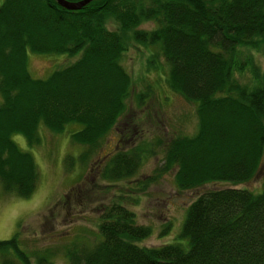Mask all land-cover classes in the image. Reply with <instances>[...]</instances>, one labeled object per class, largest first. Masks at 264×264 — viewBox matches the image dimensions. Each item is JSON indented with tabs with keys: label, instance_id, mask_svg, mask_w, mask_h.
I'll list each match as a JSON object with an SVG mask.
<instances>
[{
	"label": "trees",
	"instance_id": "obj_1",
	"mask_svg": "<svg viewBox=\"0 0 264 264\" xmlns=\"http://www.w3.org/2000/svg\"><path fill=\"white\" fill-rule=\"evenodd\" d=\"M0 3L1 195L29 197L38 179L33 157L17 148L12 135L29 147L38 144L41 126L57 134L67 130L69 142L85 147L75 157L65 155L68 169L99 146L130 92L120 64L126 38L156 47L145 64L156 81L194 108V133L169 137L155 172L172 169L176 190L231 185L194 197L177 234L158 247L136 245L150 227L136 225L120 201L104 204L97 210L95 240L71 245L67 264H264V178L258 190L234 187L249 183L263 160L264 84L250 52L264 58V0H91L74 11L55 0ZM143 22L151 28H138ZM26 51L78 55L34 79ZM245 67L248 84L233 75ZM143 96L135 95L138 105ZM144 153L136 146L115 150L98 175L111 182L133 176ZM17 234L0 240V264H50L48 249L34 254L32 263Z\"/></svg>",
	"mask_w": 264,
	"mask_h": 264
},
{
	"label": "rangeland",
	"instance_id": "obj_2",
	"mask_svg": "<svg viewBox=\"0 0 264 264\" xmlns=\"http://www.w3.org/2000/svg\"><path fill=\"white\" fill-rule=\"evenodd\" d=\"M151 25L150 22H143L137 27L148 30ZM106 27L115 28L110 22L106 23ZM126 42L120 64L131 83L129 95L124 100V112L101 137L99 146L92 150L85 162L79 164L74 159L71 168L66 167L65 155L75 157L85 148L69 142L67 130L57 134L47 132L41 126L37 130L40 139L38 144L29 147H26L23 137L11 136L17 148L20 147L33 157L38 179L29 197L19 199L13 195L0 194V240L17 232L18 247L28 254L32 263L34 254L48 249L51 252L44 257L50 264H67L65 253L71 245L89 244L95 240L98 208L116 200L133 213L136 225L150 227L148 237L137 241V246L158 247L163 243L168 244L179 231L184 210L194 197L203 190L231 186L225 182H210L196 189L176 190L172 169L164 173L155 172L161 163L160 147L167 139L194 133V108L191 102L165 88L162 81H156L154 70L145 64L146 56L155 52L156 47L147 49L137 46L129 38H126ZM250 53L252 62L258 65L264 84V58L261 53ZM25 54L26 70L34 79L46 78L49 72L67 66L78 55H43L29 51ZM156 58L157 69H160L162 59L157 55ZM247 68L233 74L241 83L251 82L252 77ZM137 94H144L140 105L135 100ZM135 146L145 153L134 175L114 182L101 180L98 171L104 161L115 150L122 151ZM150 175L154 179L145 186L137 183ZM263 178L264 150L258 172L249 183L234 187L258 190Z\"/></svg>",
	"mask_w": 264,
	"mask_h": 264
},
{
	"label": "water",
	"instance_id": "obj_3",
	"mask_svg": "<svg viewBox=\"0 0 264 264\" xmlns=\"http://www.w3.org/2000/svg\"><path fill=\"white\" fill-rule=\"evenodd\" d=\"M91 0H77V1H68V0H55L57 5L61 7V9L66 10H76L79 9L81 6L83 7L86 3L90 2Z\"/></svg>",
	"mask_w": 264,
	"mask_h": 264
}]
</instances>
